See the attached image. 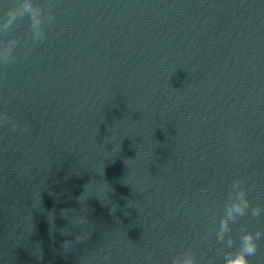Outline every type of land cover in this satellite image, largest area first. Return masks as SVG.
<instances>
[{"label": "water", "instance_id": "95a60500", "mask_svg": "<svg viewBox=\"0 0 264 264\" xmlns=\"http://www.w3.org/2000/svg\"><path fill=\"white\" fill-rule=\"evenodd\" d=\"M51 5L43 43L27 22L0 36L20 40L0 67V264H171L188 247L223 264L232 181L264 207V0Z\"/></svg>", "mask_w": 264, "mask_h": 264}, {"label": "clouds", "instance_id": "9594fccd", "mask_svg": "<svg viewBox=\"0 0 264 264\" xmlns=\"http://www.w3.org/2000/svg\"><path fill=\"white\" fill-rule=\"evenodd\" d=\"M51 0H47V6L38 3V0H10L5 5L6 10L0 15V36L14 32L27 22L26 38L34 44L43 43L47 39V28L55 24L56 17L51 11ZM18 38L8 39L0 43V67L7 68L17 60ZM11 121L6 112H0V127H4ZM19 125L11 123V130L17 131ZM24 130H27L26 128ZM249 189L244 186L242 179H235L230 185L224 202V214L219 221V227L215 230L216 241L222 245L216 249L217 255L222 256L223 264H252L251 257L256 256L259 250V242L264 239V229L255 231L241 226L239 234H232V225L237 224L242 218L250 216L252 219L264 215V207L260 204L253 205L248 196ZM210 233H205L203 240L209 239ZM80 236L77 240H82ZM68 244H65V248ZM108 257H105L107 260ZM171 264H200L191 247L179 252L171 261ZM206 264H215L213 259H208Z\"/></svg>", "mask_w": 264, "mask_h": 264}]
</instances>
